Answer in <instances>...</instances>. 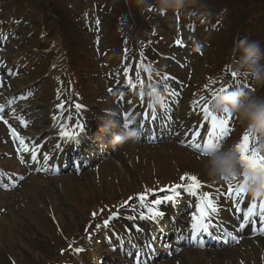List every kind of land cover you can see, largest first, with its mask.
I'll return each mask as SVG.
<instances>
[{"label": "rangeland", "instance_id": "1", "mask_svg": "<svg viewBox=\"0 0 264 264\" xmlns=\"http://www.w3.org/2000/svg\"><path fill=\"white\" fill-rule=\"evenodd\" d=\"M0 1V18L5 20V27L10 22L20 25L18 30L20 38L14 36V39H11V46L0 39V62L12 67L17 59L28 61L25 66L29 65V69L23 67L22 70L29 71L24 74L21 82L27 89L33 90L30 99L37 96L36 100L42 101L47 108L50 106L53 87L52 81L49 80L50 76L57 70L59 72L57 80L64 79L65 82L69 80L60 49L62 47L66 48L70 56L74 54L79 56L76 59H68V66L75 73L73 79L75 83L78 82L77 86L84 95V101L94 105L95 98H98L101 102L99 111L102 113L105 109L116 111L117 109L113 105L111 94L105 92L108 88H104L102 80L97 81L100 79L97 72L101 69L102 77L104 75L112 77L108 72L115 69L118 72L121 67L120 59L122 62L125 59L132 60L136 48L148 52L152 57L153 65L163 79L160 80V86L163 87L161 92L167 98L174 92L180 103L184 100L199 101L201 97L206 99L208 92L220 91L221 84L228 80L231 83L230 90L241 88L254 95L264 96V87L257 86L248 77H233L229 67L234 60L232 44L236 38L248 37L259 40L264 45V0L191 2L190 6H199L203 11L200 13L196 10L199 19L205 17L208 20L207 24H204L209 31L204 27L194 29L192 34L184 39L187 48L174 43L178 35L161 27L162 23L155 19L154 9L149 10V13L141 11L136 0L132 5L133 18L136 19L133 25L142 27V30L137 32L138 43H135L134 34L139 28L134 31V26L133 28L128 26L124 11L118 9L121 8L118 0H106L107 11L104 9L103 15L100 10L93 11V7L98 5V2L104 3V0H65L68 5L71 4L67 8L73 29L70 30L64 21L62 24L65 31L69 30L70 34H65L66 38L63 35V39L59 36L58 19L52 14L45 15L49 10L47 2L43 5L44 0H24L22 4L14 0ZM29 1L37 2V6L25 3ZM152 1L154 0H149ZM183 14L180 13V16ZM11 19L13 21H10ZM167 21L168 19L164 20ZM44 37L49 42L50 51L47 53L49 56L44 59V66L36 67L32 61H40L35 52L42 46ZM66 39L72 42H66ZM68 44L76 45L71 51ZM118 48L120 50L129 48V53L125 57L119 56L121 52L117 55ZM155 52L171 59L161 57L162 60L159 61ZM261 63H264V60ZM4 72L0 69L1 75ZM166 75H171L175 79L174 87L166 84L164 79ZM41 79H45L44 84L41 83ZM105 81L106 79H103V82ZM156 82L159 84L157 80ZM168 88H172L173 91L170 92ZM38 89L39 93L35 94ZM220 94L223 93L220 91ZM195 95L196 97H193ZM97 105L99 106V103ZM230 123L232 134L228 144L239 142L245 132L244 125L237 117L231 116ZM2 124L4 123L0 122V180L11 182L13 189L6 192H1L0 189V264H47V262L52 264L53 261L55 264H66L71 256L74 260L77 255L69 250L67 251L69 258L59 256L58 250L62 243L68 239V244L82 250L87 242L85 235L96 237L89 244L90 247L95 240L99 243L96 247L88 249L89 253L85 251V254L78 256L81 264H118L117 262H122V259H116L114 254L106 251V248L111 249L114 246L107 240L113 236L114 230L118 229L116 226L119 225L121 228L128 224L132 226L134 220L153 208V201L167 196L163 192L157 196H150L149 199L145 196L141 201L138 199V192L146 194L148 190L155 191L170 185L169 183H179V176L186 175L201 177L202 182L217 187V191L220 188L221 183L210 181L202 174V160L188 150L178 147L174 141L159 144L156 148L138 142L129 143L114 151L105 142L103 149L111 153L84 172L79 174L48 170L50 174L30 172L20 159H14L7 141V129L3 128ZM93 125L100 124L95 119ZM17 132L21 133L18 130ZM48 134L43 133L41 136ZM99 134L96 131L92 134L93 141L98 145L102 143ZM29 149L31 147L25 144L23 148L25 152L21 153L26 155ZM179 153L182 155L181 160ZM22 156L25 157L24 154ZM169 163L176 167L166 168ZM196 171L200 172V175H197ZM217 191L214 193L219 195ZM147 202L149 208L146 207ZM51 215L58 226L55 227L49 219L46 220ZM187 215L188 213L181 220L187 218ZM163 217L162 223H167L166 214ZM228 217L229 214L224 211L223 219L226 220ZM103 222L106 224L105 228L101 227ZM152 229L153 227L150 228ZM255 241L257 244L254 249L257 254L252 255V258L245 257L243 261L238 259L237 255H234V260L230 263L221 259L207 261L199 256H191L195 253L200 254V250L188 248L182 249L178 255L163 257L154 264H264V240L257 237ZM237 245L238 243L227 249L232 250ZM92 249H95V252ZM218 250L204 251L217 253L220 251ZM102 252H106L107 255Z\"/></svg>", "mask_w": 264, "mask_h": 264}, {"label": "clouds", "instance_id": "2", "mask_svg": "<svg viewBox=\"0 0 264 264\" xmlns=\"http://www.w3.org/2000/svg\"><path fill=\"white\" fill-rule=\"evenodd\" d=\"M189 2L195 0H156L157 10L161 15L169 11L179 12ZM141 11L154 9L149 0H136ZM233 62L229 65L236 76L251 78L259 87H264V45L259 40L244 37L236 41L232 48ZM211 111L237 117L244 125L245 132L253 138L252 147L264 155V96L254 95L241 88H233L216 96L211 104ZM100 124V141L107 143L113 150L120 146L138 142L139 136L131 121L127 126L114 109H105L97 117ZM214 143L205 150L201 171L210 181L233 183L241 186L243 195L254 201H264V174L246 169L240 161L236 145Z\"/></svg>", "mask_w": 264, "mask_h": 264}, {"label": "snow or ice", "instance_id": "3", "mask_svg": "<svg viewBox=\"0 0 264 264\" xmlns=\"http://www.w3.org/2000/svg\"><path fill=\"white\" fill-rule=\"evenodd\" d=\"M233 77L236 76L235 73H232ZM167 79V77H165ZM129 85L133 88L136 87V85L132 82L131 79H129ZM143 83V82H141ZM221 93L227 92L226 89H221ZM149 96L154 97V100L156 103L162 104L161 97L156 93V90L153 89L152 92L148 93ZM201 100L204 98L201 97ZM193 104H196L199 107V101L194 100ZM80 105H77V108H80ZM149 107L152 108V103L150 102ZM154 110V109H152ZM203 112V118L208 120L210 123V127L213 131V135L217 137H222L224 134L227 133V126L229 124L230 115L227 114H216L213 113L209 106H204L202 108ZM130 115V114H128ZM128 115L125 116V120L127 121ZM150 115V113H149ZM7 123V121H5ZM22 123H24L22 121ZM26 126V125H25ZM125 126H127V122H125ZM77 127L80 129L81 132H83V126L77 125ZM13 136L19 139L20 144H24V140L16 136V133L12 132ZM63 136L67 137L69 140H77L78 142V136L79 133H74L72 135H69L67 132L62 134ZM254 143L253 138L250 136L249 133L244 132L242 135L239 143L236 145L237 151L239 152L240 161L241 164L246 168L253 171H258L262 174H264V155H261L258 151H256L252 145ZM213 144V140L210 137L207 141H205L203 145V151L202 154H205V150ZM198 150L200 149V146L197 145ZM23 179V177H21ZM186 181H189V183L186 185L188 190H195L200 187V182L198 178L195 175H186L183 177ZM228 185V194L229 195H235L238 199L243 198V189L241 186H233L232 183H226ZM180 186H175L171 189L172 195H168L165 197V200L167 201H174L175 198L179 195V193L176 191V189ZM141 201H143L144 197H140ZM155 205H160L162 203L161 200H155ZM257 205L255 202H253L245 214V219H247L249 216L253 214V210L256 209ZM211 209L212 211H216L214 203L211 199L208 198L207 195H205L204 200L202 201V207L200 209V216L196 218L197 222L193 225V227L197 230H203L204 232H207L209 230V226L205 223V213ZM260 209L264 211V202L260 204ZM160 215L158 208H152L149 210V213L146 216H141V219H154L156 216ZM79 251V250H77Z\"/></svg>", "mask_w": 264, "mask_h": 264}, {"label": "bare ground", "instance_id": "4", "mask_svg": "<svg viewBox=\"0 0 264 264\" xmlns=\"http://www.w3.org/2000/svg\"><path fill=\"white\" fill-rule=\"evenodd\" d=\"M27 110L29 111V113L31 115V118L35 117L34 116L35 115L34 114L35 111L33 110V108L30 107V108H27ZM28 135H30V134L28 133ZM30 155H33V152L30 151L29 156ZM175 167H176V165L170 164V163L167 164V166H166V168H171V169H174ZM160 206L161 207L164 206V203H161ZM207 216L215 218V216L211 215L210 211L207 212ZM233 223H235V222L233 221ZM236 226H237V224H236ZM224 227H226L227 229H230V231L232 230L233 234H237L238 233V226L236 227V229H231L232 225H230V224H227ZM255 245H256V242L254 240L249 241V240H243L242 239L240 241L239 247H235L232 250L231 249L230 250L226 249V250H221V251H219L217 253L204 251V252H202L200 254L195 253L194 255L192 253H190V252H187V253L188 254H192L191 256H194V257L199 256L202 259L207 260V261L210 260V259H215V260L216 259H221V261H226L227 263H230V262H232L234 260V255H237V257H239L238 259H240L241 261L245 260L246 259L245 257L252 258V255H256L257 254L256 250L254 249ZM187 260H189V259L187 258Z\"/></svg>", "mask_w": 264, "mask_h": 264}, {"label": "trees", "instance_id": "5", "mask_svg": "<svg viewBox=\"0 0 264 264\" xmlns=\"http://www.w3.org/2000/svg\"><path fill=\"white\" fill-rule=\"evenodd\" d=\"M49 1H52V0H49Z\"/></svg>", "mask_w": 264, "mask_h": 264}]
</instances>
